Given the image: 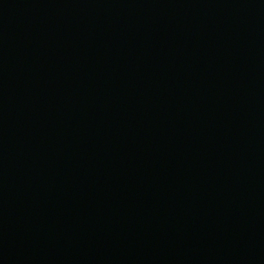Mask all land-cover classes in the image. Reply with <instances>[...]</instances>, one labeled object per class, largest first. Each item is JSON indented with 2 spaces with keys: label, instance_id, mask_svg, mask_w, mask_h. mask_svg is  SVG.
I'll use <instances>...</instances> for the list:
<instances>
[{
  "label": "water",
  "instance_id": "95a60500",
  "mask_svg": "<svg viewBox=\"0 0 264 264\" xmlns=\"http://www.w3.org/2000/svg\"><path fill=\"white\" fill-rule=\"evenodd\" d=\"M2 162L0 264H264V0H0Z\"/></svg>",
  "mask_w": 264,
  "mask_h": 264
},
{
  "label": "bare ground",
  "instance_id": "6f19581e",
  "mask_svg": "<svg viewBox=\"0 0 264 264\" xmlns=\"http://www.w3.org/2000/svg\"><path fill=\"white\" fill-rule=\"evenodd\" d=\"M68 11L67 10H58L56 13H47V12H43V13H41V15L38 17V19L40 20V22L39 23H45L46 22V20L48 19V17H51V16H53V15H56V16H62L63 17V20H65V22H63V23H60V24H62L63 26H64V30L62 29V30H60L59 29V32H63V34L64 35H69V34H73V32H71L72 31V28L73 27H69V25H67V23L66 22H68V23H75V22H78V21H75V18H73V17H71V16H68V15H70V13L68 14L67 13ZM65 14H66V16H65ZM33 15V12H27L26 11V8L22 5L21 6V10H19L17 13H9V12H4V14L2 15V20L3 21H6V24H13L14 22H19V21H21V19H19V18H23V19H25V20H29V18L31 17ZM49 20V19H48ZM36 22V21H35ZM47 23H49V22H47ZM79 23V22H78ZM19 24H21L22 25V23H20L19 22ZM80 24V23H79ZM56 24H53V23H50V24H48V25H45V26H43L42 27V29H41V31H43L45 28H47V27H54ZM82 25V24H81ZM39 26H41V24H39ZM35 30L36 29H38V26L35 24ZM66 29V30H65ZM73 29H76V27H74ZM37 31H39V30H37ZM40 31V32H41ZM45 31V30H44ZM63 34H61V35H63ZM11 36H13L12 34H11ZM43 39V38H42ZM37 43L41 46V48H47V47H50V48H53L54 50L56 49L55 47H53L51 44H49V43H47V42H45V41H37ZM46 50V49H45ZM6 52V51H5ZM43 55V54H42ZM3 57V56H2ZM39 58H41V56H39ZM3 60V59H2ZM35 66V65H34ZM43 66V65H42ZM37 67V66H36ZM28 71H29V68L27 69ZM27 71V72H28ZM37 71V70H36ZM59 72H61V71H59ZM59 75H60V77H62V74L61 73H59ZM36 87V86H35ZM40 94V93H39ZM41 95H43V92H41ZM40 95V96H41ZM42 97H44V96H42ZM49 102V101H48ZM33 120H34V123L35 122H37V126L39 125V121H40V119H37V118H33ZM23 134H25V131L23 130V132H22ZM5 154V153H4ZM4 157H5V155H4ZM0 164H2V166H0V170H2V168H3V166H4V168H5V162L3 163H0ZM35 168V167H34ZM99 169V168H98ZM6 177V176H5ZM6 182V181H5ZM5 186H6V188L8 189V184L6 185V183H5V185H3V186H1V184H0V190H1V192H0V200L1 199H3L4 200V198H5V196L3 195V194H5ZM9 190V189H8ZM1 193H3V194H1ZM1 202V201H0ZM11 211V210H10ZM13 223H10L9 225H8V231L7 232H11V233H16L17 231V228H12L11 227V225H12ZM5 225V224H4ZM2 232H3V230H2ZM18 233V232H17ZM127 258V257H126Z\"/></svg>",
  "mask_w": 264,
  "mask_h": 264
}]
</instances>
